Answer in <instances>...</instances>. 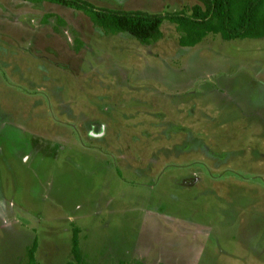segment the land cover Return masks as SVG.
<instances>
[{"label":"rangeland","instance_id":"374dc122","mask_svg":"<svg viewBox=\"0 0 264 264\" xmlns=\"http://www.w3.org/2000/svg\"><path fill=\"white\" fill-rule=\"evenodd\" d=\"M191 12L198 0H90ZM200 3V2H199ZM0 0V264H264V37L179 44Z\"/></svg>","mask_w":264,"mask_h":264},{"label":"trees","instance_id":"16d2710c","mask_svg":"<svg viewBox=\"0 0 264 264\" xmlns=\"http://www.w3.org/2000/svg\"><path fill=\"white\" fill-rule=\"evenodd\" d=\"M48 1L86 13L105 33L127 32L143 44L160 40L165 20L175 23L179 31V44L196 46L209 34L220 35L224 40L264 37V0H198L191 12L152 13L143 9H117L99 7L90 0H25ZM73 253L76 262L88 264L80 249L78 227L74 228ZM37 239L28 250L26 264H39L36 258ZM117 264H128L120 261ZM132 264H146L135 261ZM162 264V263H160Z\"/></svg>","mask_w":264,"mask_h":264}]
</instances>
